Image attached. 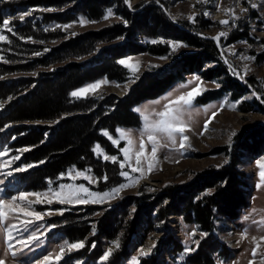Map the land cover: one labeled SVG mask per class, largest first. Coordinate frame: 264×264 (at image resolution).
Masks as SVG:
<instances>
[{
	"label": "rangeland",
	"instance_id": "obj_1",
	"mask_svg": "<svg viewBox=\"0 0 264 264\" xmlns=\"http://www.w3.org/2000/svg\"><path fill=\"white\" fill-rule=\"evenodd\" d=\"M52 1L54 5L48 4V0H0L4 6L3 21L8 20V27L12 29L7 31L3 23L0 28V33L10 41H0V57L3 58L0 59V82L3 83H0V153L7 152V155H0V199H9L25 191L46 192L49 187L56 189L60 184H83L98 193L109 192L121 184L130 185L131 180L120 175L129 168L119 166V161L123 160L121 148L127 146L126 142L121 140L117 146L104 133L119 139L117 128L131 130L135 142L133 153L139 151L140 129L144 124L142 113L148 114L150 119H157L151 114L162 111L169 100L197 87L202 91L184 117L190 125V130L185 132L189 147L177 150L179 137L176 149L168 140L161 139L155 169L143 177L140 173H130L132 178L140 177L139 182L125 187L115 198L103 203L60 204L53 200L51 204H33L32 208L43 213V218L29 225L27 230L20 220L10 217L9 223L0 228V259H5V264H51L45 257L51 255L54 258L63 247L64 255L58 264H112L114 260L115 264H143L144 260L148 264H250V261L262 264L264 181L260 176V164L264 163V0H122L120 5L114 0L93 16L84 11L83 2L86 0ZM253 4L256 7H252ZM229 8L234 9L235 19L227 12ZM109 10L112 15L105 19ZM146 11L160 13L169 28L165 31L149 19H143L144 16L136 17L145 15ZM126 12L131 15L133 24L126 19ZM81 18L92 23L82 26L79 23ZM222 20L230 23L221 24ZM64 25L72 26L65 29ZM129 25L137 28L133 34L119 35L118 28L126 29ZM221 32L226 36H221L219 41L213 39ZM87 37L94 39L81 51L74 53L65 49L71 40ZM190 38L206 45H193ZM173 43L183 46L173 50ZM202 52L209 57L201 70H188L186 60ZM120 60H130L138 70L120 64ZM71 71L81 73L84 79L69 89L68 97L75 103L86 104L51 122H10V106L36 85V82L30 86L23 82L29 78L56 80L58 76L55 74L67 75ZM179 72L181 74L169 89L130 107V111L138 116L139 125L100 127L97 140L75 161L60 169L47 170L46 161L56 160L55 150L47 152L40 161L29 156L38 145L48 144L56 137L63 119L82 114L95 115L99 107L101 114L93 118V126H96L102 117L113 111V104L130 98L138 84L144 82V88L151 77L159 79ZM105 79L107 83L94 93L90 91L82 97L71 95L73 91ZM12 84L15 88L10 93L7 87ZM157 100L160 103L154 104L153 101ZM137 108L141 112L135 111ZM213 112L217 114L204 133V123ZM22 126H31L37 131L39 126L50 129L45 130L42 142L30 147L19 142L28 133L27 130L24 133H21L22 129L20 132L16 130ZM34 130L33 137L36 135ZM145 141L147 143L146 137ZM97 144L103 150L99 155L93 151ZM147 150L150 153V143ZM104 154L116 156L118 162L104 160ZM14 156H20V159L13 160ZM132 163H135L134 155ZM142 163L146 168V162ZM231 164L244 174L239 184L248 194V205L239 209L236 218L216 214L211 230L202 229L194 216L186 217V188L203 176L212 177ZM20 168L24 170L17 171ZM73 168L79 171L90 169L87 175L95 182L83 177L72 180L65 175L61 178L62 173ZM105 175L107 180L103 179ZM169 186H177L183 191L180 195L183 199L178 201L179 209L168 212L166 217L159 218L155 212L151 219L142 216L127 247H122L128 235L125 227L110 241L104 237L95 239L99 236L95 227L97 219L103 213L118 210L128 213L125 222L131 220L141 208L146 210L145 205L138 207L139 198L152 194L161 196ZM213 192V188H205L196 200ZM167 203L163 199L159 207L163 208ZM173 221H177V227L171 226ZM12 224L16 225L11 229L15 257L9 251L10 242L5 230ZM69 225L88 229L89 233L84 240H71L65 233ZM32 232L40 235L38 241L30 242L28 247L19 243ZM159 232L166 235L160 236ZM80 241L84 242L83 248L69 250L66 247V242ZM116 241H119V247L115 246ZM256 241H261V247L253 257ZM147 247L148 255H141V250L146 252ZM109 248L112 254L104 260ZM93 252L99 253L95 259L90 258Z\"/></svg>",
	"mask_w": 264,
	"mask_h": 264
},
{
	"label": "trees",
	"instance_id": "obj_2",
	"mask_svg": "<svg viewBox=\"0 0 264 264\" xmlns=\"http://www.w3.org/2000/svg\"><path fill=\"white\" fill-rule=\"evenodd\" d=\"M110 1L113 2L114 0H86L83 2L84 11L90 16L96 15L102 10L103 6L109 5ZM115 1H117L118 5L122 3V0ZM48 4L54 5L52 0H48ZM3 9L4 6L0 3V28L3 26ZM142 16H144L143 19H149L152 21V24H155L156 26L159 25L158 27L165 31L169 28V24L158 12L152 13L150 11H146L145 15H137L136 17L142 18ZM125 17L127 20H131V15L127 12L125 13ZM121 29L118 28V30H120L119 35H123L124 33L126 35H131L137 28L135 25H129L128 28ZM111 31H115V29H112ZM92 39L94 38L87 37L71 40L66 44L65 49H68L69 52L73 51L74 53H77L78 51H81L82 48L91 45L90 42ZM190 43L198 46L206 45L204 42H200L201 44H199L192 38H190ZM208 55L209 54H206V52L194 55L190 59L186 60L185 66L192 72L199 71L209 57ZM180 74L181 72H179V74H169L159 79L151 77L146 81L147 87L144 88V82L138 84L134 90V94L130 98H125V101H118L117 104H113V111L109 112L108 115L102 118L100 117L101 119L96 123V126H93V118H97V116L101 114L99 107L95 111V115L94 113L82 114V116L67 117L66 119H63L60 124V131L56 137L51 142H48V144L38 145L37 148L29 153V156H33L34 159L40 161L47 152L55 150L56 160L51 163L46 161L45 169H60L64 167L65 165L75 161L80 154H84V152H86L89 148V145L93 141L97 140L96 134L100 127L108 128L109 126L112 127L114 125L134 127L139 125V118L136 114L130 111V107L132 105H136L144 99L163 93L169 89L176 79H178ZM55 76H58L56 80L47 78L36 81L34 78H29L23 82L28 86L36 82V85L35 88L23 96L20 101H15L10 106L9 112L12 117L10 122H51L59 118L63 113L80 109L84 104H86V102L79 104L75 103L68 97L69 89L83 81L84 76L81 73L71 71L67 75L55 74ZM1 85H3V83H1ZM7 88L9 89L7 91L12 93V89L15 87L14 84H12ZM38 128V131L31 128V126H22V128H17L16 130L18 132H20L21 129L24 130L21 131V133H24L26 130L28 131L24 137L19 139L20 144L23 146L35 147L37 144L42 142L45 130H49L50 128L48 129L47 126H39L37 129ZM33 130L36 131V135L34 137L31 134ZM248 148L252 149L253 146H248ZM243 176L244 174L235 168V164H231L223 167L212 177H209L208 175L205 177L203 176L197 182H193L192 185L187 186V191H185L186 217L189 218L194 216L201 228L206 230H211L212 220L216 214L228 215L232 218H236L239 209L248 205V194L241 189L239 184ZM205 188H213L214 192L196 200L199 193L203 192ZM181 192L183 191H180L177 186H169L163 190L161 196L152 194L148 197L139 198L138 207L140 208L142 205H145L146 210H142L141 208L139 213L136 212L134 217L126 222L125 217H127L128 213H121L120 211L118 212V210L103 213L101 217L97 219L95 227L99 236L95 239L104 237L110 241L115 237L117 232H120V229L125 227V229H128V235L122 245L124 249L131 242V236L136 233L141 217L144 216L151 219L152 214L155 212L160 218L166 217L170 211H177L179 209L178 201L183 199L180 196ZM163 199L168 201V203L163 207L164 209L159 207V203H161V200ZM121 214L124 216H121ZM148 228H150V226H148ZM65 233L71 240H84L89 232L88 229L73 228V226L69 225ZM98 252H93L90 255V258L95 259L98 257ZM117 255L119 256L120 253ZM114 261L111 263L115 264ZM148 263V261H143V264Z\"/></svg>",
	"mask_w": 264,
	"mask_h": 264
},
{
	"label": "snow or ice",
	"instance_id": "obj_3",
	"mask_svg": "<svg viewBox=\"0 0 264 264\" xmlns=\"http://www.w3.org/2000/svg\"><path fill=\"white\" fill-rule=\"evenodd\" d=\"M252 7H256L255 4ZM243 11H247V9H243ZM227 12L231 13L233 19H235V12L234 9L229 8ZM207 15V13H205ZM112 15L111 10L108 11V14L105 16V19L109 18ZM22 18V17H21ZM189 19H193L194 17H189ZM79 23L83 26L87 23H92L91 21H87L84 18H81ZM221 24H229V20H222L220 21ZM4 28L7 31L11 32L12 29L8 27L9 21H3ZM72 25H64L65 29L70 28ZM60 27V26H57ZM221 36H226V33L221 32L217 37L213 39L219 41ZM0 41H8V37L5 36L3 33H0ZM10 43V41H8ZM155 42V41H154ZM183 45L179 43H173L172 48L175 50L178 47ZM35 55H40V53H35ZM0 59H3L0 57ZM245 59H248L245 57ZM120 64L129 67L133 71L138 70L137 65H132L130 60H120ZM199 80V77L195 78ZM107 83L106 79L97 81L93 84H89L84 88L78 89L73 91L71 95L73 97H82L86 96L90 91L95 92L101 85ZM201 89L199 87L188 91L187 93L178 96L174 100H169L168 103L164 105L162 111L154 112L151 115L157 117V119H150L148 114L142 113V118L144 120V124L142 129H140V145L139 151L133 153V149L135 147V142L132 139L131 130H124L117 128L116 132L119 134V139H113V137L108 133L105 132L104 135L108 136L112 143L119 146L120 141L124 140L126 142V147L121 148V152L123 154V160L119 161V166L121 169H124L126 166L129 168V171H121L120 175L128 178L131 180L130 185L121 184L118 187L111 189L109 192L98 193L92 192L89 188L85 187L83 184H60L56 189L49 187L48 191L46 192H20L16 196H12L9 199H0V228H3L4 225L9 223L10 217L14 219L20 220V223L24 225L25 230H27L29 225L35 224L36 222L42 220L43 213L37 212L32 208L33 204H40V203H49L51 204L53 200L59 202L60 204H87V203H103L109 199L115 198L121 190L128 186H134L136 183L139 182V178L143 177L145 173H151L156 165L159 162L158 157V150L162 146L161 139H166L170 142V145L173 149H176L177 145V138L179 137L180 143L179 148L177 150H184L186 147L190 145L187 143L189 141V137L185 135V132L190 130L189 123L184 119L186 112L192 108L193 102L196 96L201 94ZM164 99H168L165 97ZM154 104H159L160 101H153ZM235 105H233V108ZM137 112H141L140 108L135 109ZM217 113L213 112L211 117L205 121L203 126V132L206 133L208 131V126L211 123V120L215 118ZM203 134V133H201ZM234 135V133H233ZM145 137L147 138V143L145 141ZM151 144V151L150 153L147 150V144ZM27 151V149H25ZM98 155L102 153V149L100 145H96L93 149ZM0 155H7V152L0 153ZM133 155L135 157V163H132ZM13 160H19L20 156H14ZM103 159L108 161L110 160L112 163H117L118 158L116 156H109L107 154L103 155ZM143 162H146L147 167L143 166ZM28 167H32V165H28ZM260 176L261 180L264 181V163L260 164ZM23 168L17 169V171H23ZM86 171H79L76 169H70L68 172L62 173L61 178L65 175L72 180H75L77 177H83V179L88 180L89 182H95L93 178L87 175ZM75 173V175H73ZM130 173H140V177L132 178ZM9 175L11 173H8ZM104 180H107V176L103 177ZM51 184V181H49ZM34 197L35 199L32 200L30 198ZM50 214V213H49ZM23 217V219H21ZM16 225L12 224L7 229V239L9 243V251L11 252V256H16V251H13L14 245L11 243L13 240L12 235V228H15ZM192 235L194 236L195 233L193 232ZM40 239V235L37 232H32L26 240L19 241L20 244L24 245L25 247L29 246L30 242H36ZM255 241V238H253ZM261 241H264V237H261ZM261 241L255 242V247L252 251V256L256 257L257 251L261 247ZM115 246L119 247V241L115 242ZM66 247L71 249H79L84 247V242H75V243H67ZM150 251V250H149ZM112 254V249L109 248L107 252L104 254L103 259L107 260L109 256ZM7 255V253L5 254ZM64 255V248L60 249V253L56 255L54 258L49 255L45 257L46 261L51 262V264H58V262L62 259ZM141 255H148V252L141 250ZM0 264H5V259H0ZM250 264H255V261H250ZM264 264V262H262Z\"/></svg>",
	"mask_w": 264,
	"mask_h": 264
},
{
	"label": "bare ground",
	"instance_id": "obj_4",
	"mask_svg": "<svg viewBox=\"0 0 264 264\" xmlns=\"http://www.w3.org/2000/svg\"><path fill=\"white\" fill-rule=\"evenodd\" d=\"M174 222H175V224H174ZM177 221H173V223L171 224V226L172 227H177L178 226V223H176ZM161 232H159V234H160ZM166 234L165 233H161L160 234V236H165ZM146 252H148V247L146 248Z\"/></svg>",
	"mask_w": 264,
	"mask_h": 264
}]
</instances>
